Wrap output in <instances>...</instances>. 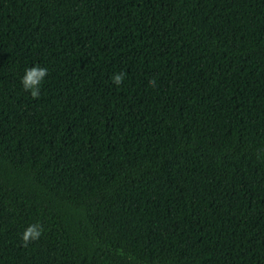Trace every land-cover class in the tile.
Returning <instances> with one entry per match:
<instances>
[{
  "label": "trees",
  "instance_id": "1",
  "mask_svg": "<svg viewBox=\"0 0 264 264\" xmlns=\"http://www.w3.org/2000/svg\"><path fill=\"white\" fill-rule=\"evenodd\" d=\"M0 264H264V0H0Z\"/></svg>",
  "mask_w": 264,
  "mask_h": 264
},
{
  "label": "clouds",
  "instance_id": "2",
  "mask_svg": "<svg viewBox=\"0 0 264 264\" xmlns=\"http://www.w3.org/2000/svg\"><path fill=\"white\" fill-rule=\"evenodd\" d=\"M47 69L39 65H32L26 67L24 74L21 76V82L25 89L30 90L33 96L38 95L40 85L45 77ZM123 78L122 73L115 74L112 79L114 82L119 83ZM39 236V231L35 227H29L24 233V240L27 241L29 237L35 239Z\"/></svg>",
  "mask_w": 264,
  "mask_h": 264
}]
</instances>
